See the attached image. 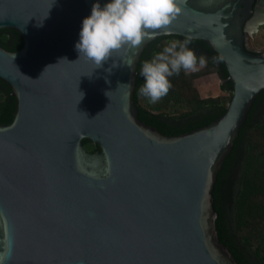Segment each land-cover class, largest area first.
Listing matches in <instances>:
<instances>
[{
    "label": "water",
    "instance_id": "water-1",
    "mask_svg": "<svg viewBox=\"0 0 264 264\" xmlns=\"http://www.w3.org/2000/svg\"><path fill=\"white\" fill-rule=\"evenodd\" d=\"M109 2L0 0V264H255L232 213L245 132L264 120V0H177L165 30L97 68L75 44ZM169 39L213 64L225 111L138 109L142 65Z\"/></svg>",
    "mask_w": 264,
    "mask_h": 264
},
{
    "label": "clouds",
    "instance_id": "clouds-1",
    "mask_svg": "<svg viewBox=\"0 0 264 264\" xmlns=\"http://www.w3.org/2000/svg\"><path fill=\"white\" fill-rule=\"evenodd\" d=\"M180 12L177 0H111L103 7L94 3L90 15L82 20L75 48L79 57L83 55L98 68L113 52L138 47L150 32L165 30ZM190 43L189 39L168 41L160 53L143 63L140 96L155 104L171 89L170 77L206 66V58L198 57Z\"/></svg>",
    "mask_w": 264,
    "mask_h": 264
},
{
    "label": "trees",
    "instance_id": "trees-1",
    "mask_svg": "<svg viewBox=\"0 0 264 264\" xmlns=\"http://www.w3.org/2000/svg\"><path fill=\"white\" fill-rule=\"evenodd\" d=\"M7 40V35L0 34V44H5ZM172 40L174 39L159 41L145 61L153 59L166 46V42ZM209 74H214L219 80L218 88L226 93V97L201 98L199 96L192 81ZM169 79L172 87L163 99L155 103L159 109L156 113L147 109V105L151 103L145 97L136 95L135 104L141 112L154 118L178 121L203 108H220L225 111L231 91L224 89L212 63L207 61L206 66L191 73L182 70L179 75H174ZM142 84L143 77L140 75L139 88ZM4 100L5 96L0 93V106ZM170 107L182 110L169 114L165 110ZM81 145L87 152L98 151L95 145L86 140H82ZM232 216L236 241L247 250L255 264H264V120L245 132L244 151Z\"/></svg>",
    "mask_w": 264,
    "mask_h": 264
},
{
    "label": "crops",
    "instance_id": "crops-1",
    "mask_svg": "<svg viewBox=\"0 0 264 264\" xmlns=\"http://www.w3.org/2000/svg\"><path fill=\"white\" fill-rule=\"evenodd\" d=\"M213 75L214 74L203 76L200 80V84L195 85V88L201 98H213L223 95V92H221L218 88L219 82L215 80L217 79L216 77H212Z\"/></svg>",
    "mask_w": 264,
    "mask_h": 264
},
{
    "label": "rangeland",
    "instance_id": "rangeland-1",
    "mask_svg": "<svg viewBox=\"0 0 264 264\" xmlns=\"http://www.w3.org/2000/svg\"><path fill=\"white\" fill-rule=\"evenodd\" d=\"M263 41H264V27L258 32V34L253 39V44L255 45V47L263 49V54H264V42ZM161 42H163V41H161ZM212 77L215 78L216 76L213 75ZM201 78H203V77H201ZM201 78H198V79L192 81V84L194 87H196L195 85L200 84ZM215 80H217L219 82L218 79H215ZM196 91H197V89H196ZM226 96H227L226 93H223L222 97H226ZM147 109L153 113H156L159 111L157 106L153 103L147 105ZM180 110H182V109H180V108L174 109L173 107H170V108H167L165 111L169 114H173V113L179 112Z\"/></svg>",
    "mask_w": 264,
    "mask_h": 264
}]
</instances>
